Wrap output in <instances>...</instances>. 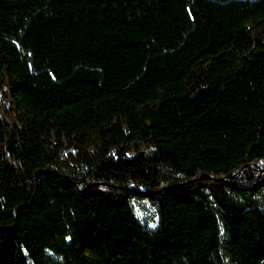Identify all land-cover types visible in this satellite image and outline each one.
I'll return each mask as SVG.
<instances>
[{"label":"trees","instance_id":"16d2710c","mask_svg":"<svg viewBox=\"0 0 264 264\" xmlns=\"http://www.w3.org/2000/svg\"><path fill=\"white\" fill-rule=\"evenodd\" d=\"M4 86L0 264H264V0H0Z\"/></svg>","mask_w":264,"mask_h":264},{"label":"rangeland","instance_id":"374dc122","mask_svg":"<svg viewBox=\"0 0 264 264\" xmlns=\"http://www.w3.org/2000/svg\"><path fill=\"white\" fill-rule=\"evenodd\" d=\"M0 117L2 122L8 125H20V115L16 110L15 104L11 98L10 89L4 86L0 91ZM142 216L148 220L149 225H154L156 217L151 210H143Z\"/></svg>","mask_w":264,"mask_h":264}]
</instances>
